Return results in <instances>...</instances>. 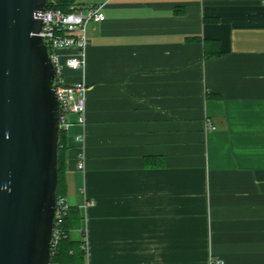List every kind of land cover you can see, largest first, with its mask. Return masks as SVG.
Returning a JSON list of instances; mask_svg holds the SVG:
<instances>
[{"label":"crops","instance_id":"1","mask_svg":"<svg viewBox=\"0 0 264 264\" xmlns=\"http://www.w3.org/2000/svg\"><path fill=\"white\" fill-rule=\"evenodd\" d=\"M103 12L85 73L63 71L87 85L84 145L80 125L65 132L86 264H264V0H110ZM206 40L221 53L206 56Z\"/></svg>","mask_w":264,"mask_h":264},{"label":"water","instance_id":"2","mask_svg":"<svg viewBox=\"0 0 264 264\" xmlns=\"http://www.w3.org/2000/svg\"><path fill=\"white\" fill-rule=\"evenodd\" d=\"M47 6L0 0V264L52 259L62 132Z\"/></svg>","mask_w":264,"mask_h":264},{"label":"built area","instance_id":"3","mask_svg":"<svg viewBox=\"0 0 264 264\" xmlns=\"http://www.w3.org/2000/svg\"><path fill=\"white\" fill-rule=\"evenodd\" d=\"M110 0H103L101 3L90 4L86 7H73L70 11H63L58 8H48L42 13L43 27L41 35L46 38V42L57 64V95L59 99V114L61 122V132H67L74 123L80 125L83 130L75 136V139L84 145L86 133V103L87 85L85 81L78 83H68L64 79L63 71L69 67L76 71L86 70V49L89 44L87 37V26L90 22H102L105 20L103 9ZM68 48H75L77 54L63 55L62 51ZM63 57L65 59L63 60ZM75 115V121L71 118ZM211 129L215 126L210 124ZM78 169H85V154L81 153L78 161ZM85 203V207L88 206ZM70 204L66 196H58L56 200V212L54 227L51 239L52 259L48 264H59L54 258L57 254L58 246L66 231L64 228L65 218L69 212ZM83 248L87 252L86 241ZM216 262H223L218 260Z\"/></svg>","mask_w":264,"mask_h":264},{"label":"trees","instance_id":"4","mask_svg":"<svg viewBox=\"0 0 264 264\" xmlns=\"http://www.w3.org/2000/svg\"><path fill=\"white\" fill-rule=\"evenodd\" d=\"M48 8H58L63 11H70L73 7H80L78 0H48ZM210 40L204 41L206 56L220 54V50H211L209 46ZM65 150H66V133L62 131L59 150V189L58 196H65ZM81 221V215L75 207L70 206L69 212L65 218L64 228L66 236H64L58 246L55 260L59 264H86L87 252L83 248L85 241L76 240L70 236L72 228H76Z\"/></svg>","mask_w":264,"mask_h":264},{"label":"rangeland","instance_id":"5","mask_svg":"<svg viewBox=\"0 0 264 264\" xmlns=\"http://www.w3.org/2000/svg\"><path fill=\"white\" fill-rule=\"evenodd\" d=\"M80 237V234H75V233H72V238H79Z\"/></svg>","mask_w":264,"mask_h":264}]
</instances>
